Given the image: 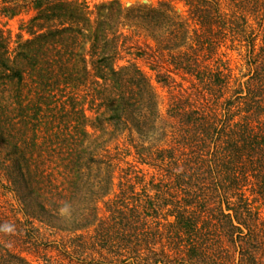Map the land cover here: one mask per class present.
I'll return each mask as SVG.
<instances>
[{
	"label": "trees",
	"instance_id": "trees-1",
	"mask_svg": "<svg viewBox=\"0 0 264 264\" xmlns=\"http://www.w3.org/2000/svg\"><path fill=\"white\" fill-rule=\"evenodd\" d=\"M185 1L205 34L170 54L190 90L181 87L163 114L136 66H113L120 32L110 31L112 22L90 24L77 0H1L3 12L35 11L33 37L13 58L0 30V174L30 226L24 236L30 238L37 220L73 234L69 241L77 246L94 238L131 264H264V226L251 205L264 203V0H228L230 13L219 0ZM104 7V17L120 22L114 1ZM137 10L136 20L153 27L170 16L166 2ZM178 27L159 38L180 40L184 28ZM216 31L244 47L240 76L207 63L216 53ZM120 134L140 162L163 170L165 181L154 195L127 197L121 189L101 217L96 203L112 183L105 152ZM151 140L158 141L153 151ZM54 156L75 173L66 195L50 188L52 170L44 164ZM91 226L93 234L77 233ZM0 232L8 234L4 227ZM1 248L0 264H29Z\"/></svg>",
	"mask_w": 264,
	"mask_h": 264
},
{
	"label": "rangeland",
	"instance_id": "rangeland-1",
	"mask_svg": "<svg viewBox=\"0 0 264 264\" xmlns=\"http://www.w3.org/2000/svg\"><path fill=\"white\" fill-rule=\"evenodd\" d=\"M112 1L122 12L118 23L115 21V17H104L106 15L104 5ZM77 2L81 3L87 12L85 16L90 24L97 25L99 20L106 18L107 22H112V30L110 31L116 30V34L120 32L118 52L113 60V66L116 68L129 64L136 66L146 77L154 94L157 109L161 113L166 112L173 95H177L181 87L190 90V79L186 75L174 71L169 60L171 53L185 49V45L193 41L196 34H205V26L190 13L189 5L185 0H77ZM161 2H166L169 7L170 16L166 24L161 23L158 27H153L148 22L137 21V17H134V14L138 13L137 9L157 7ZM219 2L220 9L230 13L228 0H219ZM2 5L0 0V30L6 37L8 53L13 58L20 44L27 38L33 37L29 30V18L34 15L35 11L22 9L16 12H3L1 11ZM102 6L104 8H101ZM172 21L173 24H171ZM179 24L183 25L184 28L181 31L180 40H169L168 38L161 40L159 38L166 34L164 29L170 30L175 26L176 29H179ZM213 29H216V27H213ZM213 36L217 38L218 44L213 59L211 61L206 60L207 63L212 67L217 64L225 66L232 75L240 76L245 72L246 67L244 47H240L239 44L231 41L229 36L222 38V35L217 31L214 32ZM182 41L184 45H180ZM88 46V41H83L80 50L84 52L86 69H90L91 66V57L87 52ZM65 90L68 93L67 87ZM63 95H57V102L60 103L65 99L66 93ZM76 96L80 100L81 95ZM87 115L91 117L92 111H87ZM63 123L61 121L62 126ZM87 130L91 131L90 128H87ZM148 135L149 133L146 134V138H148ZM60 140H57L55 149L61 147ZM149 143L152 148L151 151L154 150L155 145H158L156 140H151ZM144 144L147 145L148 142ZM66 145L67 141H64L63 146ZM105 153L110 155L111 166L109 172L112 175V183L109 185L108 194L100 197L96 203V211L101 217L107 215L105 209H107L108 201L114 199L116 193L121 189L125 191L123 195L127 197H130L131 192L135 193V196L143 197L142 194L145 192L154 195L159 182L165 181L163 170L151 164L140 162L125 135L120 134L116 139L110 141ZM51 158L47 157L49 160L44 164L50 171L52 170L53 181L50 188H56L61 195H66L70 192V179L75 177V173H68L65 164L59 157L54 156L52 162ZM251 205L253 209L258 211V216L264 226V203L255 200L251 202ZM65 211V209L60 210L62 214ZM32 225H34L32 235L27 238L28 233L25 231L30 229V226L25 223V217L21 213L17 199L11 190V183L4 174H0V231L4 227V231L8 232L6 235L5 232H0L1 247L20 254L29 264H131V258L123 262L121 260L122 256L115 257L112 253H108L105 248L93 242L94 238H87L85 247H81L70 243L69 238L73 234L51 230L37 220L33 221ZM92 229L91 226L77 233L87 236L89 233L93 234ZM24 234H27V236H24ZM33 240H36L35 243L31 242ZM4 264L14 263L11 259Z\"/></svg>",
	"mask_w": 264,
	"mask_h": 264
}]
</instances>
